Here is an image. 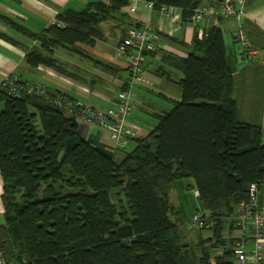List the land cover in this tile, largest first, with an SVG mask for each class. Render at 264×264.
<instances>
[{
  "label": "trees",
  "instance_id": "16d2710c",
  "mask_svg": "<svg viewBox=\"0 0 264 264\" xmlns=\"http://www.w3.org/2000/svg\"><path fill=\"white\" fill-rule=\"evenodd\" d=\"M133 1L94 0L81 10L67 9L39 34L0 18L27 40L40 43L41 51L27 55L31 66L61 70L50 56L54 50L103 41L101 25L126 16L123 10ZM143 1L153 3L154 10L176 8L189 23L197 10L217 7L223 0ZM0 37L21 44L2 32ZM180 44L191 48L181 60L180 101L153 115L157 124L147 137L126 136V144L118 147L120 159L83 139L78 127L85 123L74 113L66 115L54 97L57 93L79 101L42 86L46 96L13 98L0 85L3 264H238L234 246L243 242L252 250L250 222L240 219L239 208L251 202L250 187L255 185L257 207L264 210L263 128L239 114V75L222 29L213 26L199 39L196 28L192 46ZM256 55L244 57L242 51V59L250 63ZM130 106L131 112L132 98ZM183 179L194 181L195 196L206 212L193 214L187 227L199 228L189 223L200 214L205 226L199 229L213 231L195 246L172 220L170 193ZM119 195L126 205L113 201ZM227 225L243 236L225 237Z\"/></svg>",
  "mask_w": 264,
  "mask_h": 264
},
{
  "label": "crops",
  "instance_id": "0c3cea01",
  "mask_svg": "<svg viewBox=\"0 0 264 264\" xmlns=\"http://www.w3.org/2000/svg\"><path fill=\"white\" fill-rule=\"evenodd\" d=\"M90 1L94 0H0V15L39 34L55 24L57 16L63 11L81 10ZM96 1L108 3V0ZM144 3L143 0L132 2L123 10L126 16L103 23L101 27L105 32V39L97 41L93 47L77 45L74 50H54L50 56L61 70L44 65L31 66L27 62V55L33 50L41 51L40 43L27 40L0 18V32L21 43L19 46L14 45L0 37V85L7 77L16 76L27 84L61 92L83 105L108 109L129 79L128 60L115 59L116 48L129 31L147 26L149 31L159 36L156 41L157 49L145 53L143 75L147 83L135 85L133 94L135 92L140 101L132 102V109L127 118V128L136 131L134 137H147L157 124L153 115L172 110L174 104L180 101L181 91L177 82L184 78L181 60L187 58L191 50L184 48L180 42L192 46L196 28L192 22L182 21L178 9L171 8L163 13L161 10L146 8ZM134 6H137V10L132 12ZM212 7L206 5L203 8ZM245 12L246 30L257 54L255 62L243 60L242 49L239 50L236 46L234 33L238 22L235 17H209L202 26L204 30L213 26L222 29L225 44L232 57L230 62L235 65L239 75L238 94L242 98L243 93L248 96V112L239 108V114L252 123V119L256 121L262 111L261 99L257 92L264 86V0H245ZM172 15H176V18L173 19ZM98 62L112 69H103ZM134 105L137 107L135 113ZM78 131L83 139L106 149L116 159L122 157V151L110 142L108 133L99 126L79 124ZM261 192L264 205V187ZM2 195L3 184L0 175V213L4 217ZM176 195H179L178 191ZM230 236L237 239L243 234L236 230L229 231L227 226L225 237Z\"/></svg>",
  "mask_w": 264,
  "mask_h": 264
},
{
  "label": "built area",
  "instance_id": "2783aa9c",
  "mask_svg": "<svg viewBox=\"0 0 264 264\" xmlns=\"http://www.w3.org/2000/svg\"><path fill=\"white\" fill-rule=\"evenodd\" d=\"M146 8L152 9V3H146ZM136 8H132L135 11ZM169 8L163 7L161 11L166 13ZM221 15L226 17H235L238 22V28L235 32V39L242 45L244 57H252L256 54L250 42L248 33L244 25L245 0H223L216 8H204L196 11L191 21L198 29V37L204 35L203 22L206 18ZM176 18V15H172ZM60 25V23H59ZM158 36L149 32L147 28L132 30L129 36L116 48L115 59L128 60L129 79L124 84L125 89L120 90L115 102L108 109H95L81 103L72 101L63 95L56 93L54 103L64 109L67 113H74L80 123L99 126L109 135L110 142L117 147L126 144V136H134L135 129L127 128V117L130 113V103L132 90L137 84H146L147 81L143 75V62L146 51H155V41ZM2 91L9 97L22 98L27 95L46 96V92L41 86L23 83L16 76H9L1 85ZM257 187H250L251 202L242 204L239 208L240 219L249 220L250 235L252 240V250H247L243 242H238L234 246V252L238 264H255L264 261V210L257 207ZM190 228L205 226L200 214L194 216L189 223ZM0 264H3L0 260Z\"/></svg>",
  "mask_w": 264,
  "mask_h": 264
},
{
  "label": "rangeland",
  "instance_id": "374dc122",
  "mask_svg": "<svg viewBox=\"0 0 264 264\" xmlns=\"http://www.w3.org/2000/svg\"><path fill=\"white\" fill-rule=\"evenodd\" d=\"M236 46L239 50L242 49L241 43H236ZM261 88L262 87L259 88V92H257V94L259 93L258 96L261 99V110L262 111L260 115L258 116V119L256 120V122H259L261 124L263 128V132H264V86L262 90ZM133 91H134V88L132 90V96L134 95L132 98V102L140 101V98L137 95H135V92L133 94ZM243 94H244L243 98L241 97L240 94H237L239 98V108L243 112H248V105H247V103L249 104L248 96L246 97V94L245 93ZM3 106H4V101L0 99V113L4 108ZM134 109H135L134 110V113H135V111L137 110V107L135 105H134ZM255 113H256V107L253 110L254 115ZM66 115H69V114L66 113ZM36 126H37V129L41 131V124L39 120L36 121ZM263 140H264V136H263ZM2 184H3V181H2ZM194 185L195 183L192 179L179 180L176 182V187H175L176 189L172 190L170 193V201H171L172 209H173L172 220L179 223L180 231L184 234L187 240L191 242L193 246L198 245L201 239H208L212 237L213 235V231L210 229H204V230H201L199 228L189 229L187 227V221L192 217L193 214H195L197 211L205 212L199 199H197V197L195 196ZM176 191L179 192V195H176ZM118 199H121V201L126 205L125 198L123 195L114 197L113 201L117 203ZM2 215L3 214L0 213V224L4 222V217ZM227 226L225 228H227ZM208 248L210 250L211 257H214L215 255L214 250H212L209 246Z\"/></svg>",
  "mask_w": 264,
  "mask_h": 264
},
{
  "label": "bare ground",
  "instance_id": "6f19581e",
  "mask_svg": "<svg viewBox=\"0 0 264 264\" xmlns=\"http://www.w3.org/2000/svg\"><path fill=\"white\" fill-rule=\"evenodd\" d=\"M133 2H136V3H137L138 0H135V1H133ZM146 3H147V2L145 1L144 4H146ZM152 4H153V3H152ZM129 6H130V5H129ZM144 6H145V5H144ZM217 7H218V6H217ZM132 8H136L135 11L137 10V6H134V7H132ZM213 8H216V6H213ZM152 9H154V5H153V8H152ZM169 9H171V8H169ZM169 9H168V10H169ZM174 9H176V8H174ZM201 9H204V8H201ZM131 11H132V10H131ZM135 11H132V12H135ZM214 16H221V15H214ZM214 16H211V17H214ZM221 17H226V16H221ZM208 18H209V17H208ZM56 22H57V21H56ZM56 22H55V23H56ZM191 22H192V21H191ZM57 24H59V23H57ZM140 28H147V29L149 30V28H148L147 26H141V27H139V28H134V29H132V30L140 29ZM237 28H238V26H237ZM132 30H131V31H132ZM236 30H237V29H236ZM131 31H129V33H130ZM205 31H206V30H204V33H205ZM149 32H151V31H149ZM235 32H236V31H235ZM129 33H128L127 37L129 36ZM151 33H153V32H151ZM153 34H155V33H153ZM155 35H157V34H155ZM157 36H158V35H157ZM234 36H235V33H234ZM203 37H204V35H203ZM203 37H202V38H203ZM158 38H159V36H158ZM202 38H199V39H202ZM125 39H126V37L124 38V40H125ZM124 40H123V41H124ZM123 41H122V42H123ZM156 41H157V40H156ZM156 41H155V44H156ZM122 42H120V43H122ZM120 43H119V44H120ZM119 44H118V45H119ZM117 47H118V46H117ZM156 49H157V45H156ZM155 51H156V50H155ZM145 53H146V52H145ZM144 58H145V55H144ZM143 72H144V62H143ZM19 79H20V78H19ZM20 80H21V79H20ZM127 81H128V80H127ZM127 81H126V82H127ZM23 83H25V82H23Z\"/></svg>",
  "mask_w": 264,
  "mask_h": 264
}]
</instances>
